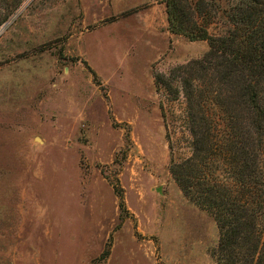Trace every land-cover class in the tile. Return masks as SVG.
Here are the masks:
<instances>
[{
  "label": "rangeland",
  "instance_id": "374dc122",
  "mask_svg": "<svg viewBox=\"0 0 264 264\" xmlns=\"http://www.w3.org/2000/svg\"><path fill=\"white\" fill-rule=\"evenodd\" d=\"M205 1L218 12L196 20L224 32L231 0ZM166 12L20 0L0 23V264H216V222L169 171L191 155L169 69L207 42Z\"/></svg>",
  "mask_w": 264,
  "mask_h": 264
},
{
  "label": "trees",
  "instance_id": "16d2710c",
  "mask_svg": "<svg viewBox=\"0 0 264 264\" xmlns=\"http://www.w3.org/2000/svg\"><path fill=\"white\" fill-rule=\"evenodd\" d=\"M1 1L0 23L20 0ZM165 4L171 31L207 42L200 58L169 69L191 136V155L169 171L216 222V264H264V0H231L221 10L227 29L216 35L194 16L217 13L212 1Z\"/></svg>",
  "mask_w": 264,
  "mask_h": 264
}]
</instances>
